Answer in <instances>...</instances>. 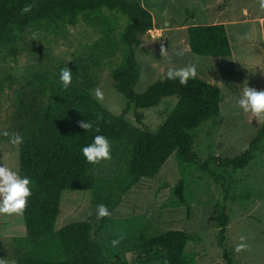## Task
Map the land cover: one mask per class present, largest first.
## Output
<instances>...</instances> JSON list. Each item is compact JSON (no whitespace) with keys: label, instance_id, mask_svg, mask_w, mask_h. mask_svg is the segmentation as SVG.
<instances>
[{"label":"trees","instance_id":"obj_1","mask_svg":"<svg viewBox=\"0 0 264 264\" xmlns=\"http://www.w3.org/2000/svg\"><path fill=\"white\" fill-rule=\"evenodd\" d=\"M24 8L30 10L24 12ZM119 13L127 18L120 33L122 59L110 76L114 88L135 108L136 124L126 115L113 113L90 92L96 81L91 68L83 63H61L53 69L36 71L31 91L18 97L16 117L20 121L18 135L19 174L30 179L32 195L23 212L24 236H14L6 243L16 264H131L116 258L110 240L102 242L92 236L88 221L71 222L59 229L55 223L60 214L63 190H91L94 205L104 204L114 213L126 192L142 178H153L169 157L175 154L181 174L173 193L178 203L190 212L185 196L186 175L193 169L213 177L220 184L223 203L217 225L218 244L226 264H236L225 245L229 224L226 201L235 200L236 172L250 165L258 153L264 152V122L246 148L236 156L210 155L201 160L194 150V131L220 114V86L196 76L187 85L167 76L150 83L142 92L135 86L141 69L137 48L141 33L153 26L150 10L137 0H0V55L16 57L24 33L29 28L44 26L57 31L61 25H77L83 16H96L105 34L90 48L113 55L116 41L113 26L116 20L103 11ZM189 49L194 54L225 57L232 54L225 24H195L187 28ZM63 67L72 71V83L65 88L59 80ZM166 98H173L172 111L157 131L142 127L144 115L138 109H150ZM90 122L94 130L86 131L80 124ZM102 134L111 143V157L126 159V172L113 179L97 178L96 164L88 163L82 147ZM109 215V216H110ZM101 218V224L109 220ZM146 232L138 244L136 264H197L185 252L191 235L184 230H171L160 235Z\"/></svg>","mask_w":264,"mask_h":264},{"label":"rangeland","instance_id":"obj_2","mask_svg":"<svg viewBox=\"0 0 264 264\" xmlns=\"http://www.w3.org/2000/svg\"><path fill=\"white\" fill-rule=\"evenodd\" d=\"M153 15V26L139 34L137 48L141 76L135 86L142 92L170 69L194 65L197 77L221 87L220 114L194 131V150L201 160L210 155L236 156L248 145L264 122L244 112L238 105L246 86L264 90V8L259 0H137ZM116 20L113 55L95 52L90 47L104 34L105 28L95 15L83 16L75 25H61L57 31L44 26L29 28L19 45L16 57L0 55V165L19 173V144L11 138L18 135L20 121L16 117L18 97L31 91L36 71L57 65L83 63L91 68L96 81L92 96L113 113L128 110L127 119L136 124L135 108L113 86L111 70L122 59L120 33L127 24L126 16L103 11ZM223 23L232 54L213 57L194 54L189 49L187 28L195 24ZM103 98L97 97V91ZM173 98L164 99L150 109H138L144 115L142 127L157 131L172 111ZM7 133V135L5 134ZM126 172V159L120 156L96 164L97 178L113 179ZM235 200H228L229 224L225 245L236 264H264V152L249 166L236 172ZM175 154L171 155L153 178H142L126 192L109 220L101 224L98 205L91 201V190H63L60 214L55 223L59 229L71 222L88 221L92 236L102 242L119 240L113 245L116 258L136 264L138 244L146 232L160 235L171 230L188 232L190 240L185 252L197 264H226L218 244L217 217L223 203L220 184L212 176L191 169L186 175L185 196L190 212L178 203L173 193L180 180ZM22 215L0 214V264H16L6 243L14 236H24ZM147 234V235H148ZM241 244L244 247L237 251Z\"/></svg>","mask_w":264,"mask_h":264},{"label":"clouds","instance_id":"obj_3","mask_svg":"<svg viewBox=\"0 0 264 264\" xmlns=\"http://www.w3.org/2000/svg\"><path fill=\"white\" fill-rule=\"evenodd\" d=\"M259 5L264 8V0H259ZM29 8H24L23 11H29ZM197 75L194 65L170 69L167 73V78L170 80H178L181 85H187L190 79H195ZM72 71L68 67H63L59 72V80L65 88L72 83ZM97 97L102 99L103 94L98 90ZM239 107L244 112H252L257 117L264 115V90H256L246 86L241 97L238 100ZM80 126L86 131L94 130L99 132L98 128L90 122H81ZM7 135V133H5ZM22 141L19 135H13L11 142L18 144ZM83 156L88 163L96 164L101 161L111 159V143L105 135L97 134L92 138V142L82 147ZM30 179L26 176H21L17 171H14L6 166L0 165V214L7 215H22L28 205L29 197L32 195ZM99 217L110 215V211L104 204H99L97 207ZM119 243L118 239L112 241L115 246ZM244 247L243 244L238 246L237 251Z\"/></svg>","mask_w":264,"mask_h":264}]
</instances>
